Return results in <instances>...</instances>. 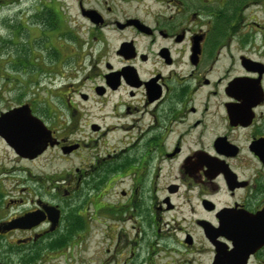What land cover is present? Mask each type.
I'll return each mask as SVG.
<instances>
[{
	"label": "flooded vegetation",
	"instance_id": "af4514ba",
	"mask_svg": "<svg viewBox=\"0 0 264 264\" xmlns=\"http://www.w3.org/2000/svg\"><path fill=\"white\" fill-rule=\"evenodd\" d=\"M108 12L109 20L101 14L99 24L83 18L95 30L109 31V60H102L106 56L102 48L91 61L90 73L95 68V78L100 80L95 96L117 99L113 118L119 123L108 130L109 135L122 137L121 147L108 154L109 169L92 175L109 177L107 196L115 182L131 179L132 186L105 202V193L95 188L96 193L87 192V196L80 189H65L63 199L70 206L75 207L76 201L82 206L76 217L67 213L72 226L62 220L65 211L62 215V207L50 200L48 187H20V196L13 197L22 199H9L8 207L19 202L29 209L1 219L0 238L16 239L18 246L38 252L56 237L64 243L67 234L73 233L81 247L91 238L92 221L107 214L103 239L116 243L110 249L111 259L103 264H197L203 257L204 264H264V62L238 47L236 56L232 42L224 40L222 27L195 32L193 24L199 22L201 11L181 19L128 15L110 6ZM101 65L105 73L98 68ZM32 80L28 79V86ZM77 94L81 102L89 101L88 95ZM34 95L0 111V118L27 107L42 120L34 111V104H41ZM72 97L68 106L77 113ZM48 128L57 144L36 158L19 155L1 134L0 143L13 161L25 166L49 149L67 156L83 148L84 143ZM97 129L91 125V131ZM72 147L76 149L69 152ZM165 168L173 180L160 189ZM20 171L32 172L15 166L4 173ZM148 184L153 190L149 196ZM182 191L192 217L167 218V213L179 209L173 198ZM50 207L59 210L56 226L49 217ZM26 214L36 215L32 222L37 224L29 229L8 228ZM170 225L174 226L169 229Z\"/></svg>",
	"mask_w": 264,
	"mask_h": 264
},
{
	"label": "rangeland",
	"instance_id": "374dc122",
	"mask_svg": "<svg viewBox=\"0 0 264 264\" xmlns=\"http://www.w3.org/2000/svg\"><path fill=\"white\" fill-rule=\"evenodd\" d=\"M79 4L85 10H96L107 20L109 6L128 15L160 14L161 18L166 19H181L201 11L199 22L193 24L195 32L204 31L210 26H216L218 30L222 27L224 40L232 42L231 48L236 56L240 55L238 47L264 62V0H178L175 3L172 0H0V111L17 104L19 100L29 101L36 93L41 104H34V111L44 123L59 130L61 136L68 135L71 141L84 143L83 148L74 155L65 156L58 149H49L39 160L26 166L25 163L13 161L10 151L0 143V220L29 209V205L21 206L19 202L8 207L9 199H22L16 198L20 196L17 193L20 187H37L41 184L48 187L50 200L62 207V215L65 211L62 220L68 226L74 225V221L67 219V213L69 217L75 216L82 206L78 201L75 207L70 206L63 199L65 189L72 192L80 189L86 196L89 195L87 192L94 195L96 191L100 194L108 191L109 177L92 175V172L109 169L107 161L110 150L121 147V134L109 135L108 130L119 123L117 118H113L117 99L114 101L109 95L105 98L95 96L94 87L99 86L100 80L95 78V68L90 73V66L95 53L101 52L102 48L106 52L102 60H109V31L95 30L93 24L81 16ZM98 68L105 73L104 65ZM92 73L93 76H89ZM30 77L33 82L28 86ZM79 91L89 96L88 102H81L77 96ZM70 97L78 107L77 113L68 106ZM91 125L98 128L97 132L91 131ZM15 166L32 172L4 173ZM166 169L162 173L161 186L158 185L160 189L173 180ZM89 175H92L88 179L90 181L85 184V178ZM130 181L115 182L111 193L108 196L105 193L103 202L114 201L117 192L132 186ZM92 188L96 191H92ZM145 191L149 196V192L153 191L152 186L148 184ZM160 194L161 197L165 196L164 191ZM186 199L183 191L174 197L173 202L180 206V210L167 213V218L176 216L178 221L191 218L190 206L184 204ZM103 216L107 218V214H103L89 225L92 228L91 238L81 247L77 246L79 240L73 237V233L67 234L64 243L56 237L38 252H29L25 246H18L16 239L0 238V264H103L108 257L111 259V247L116 243L103 239L107 224ZM185 225L182 224L183 227ZM173 226L170 225L169 229ZM177 258L186 260L188 257ZM197 262L204 264L206 257L198 258Z\"/></svg>",
	"mask_w": 264,
	"mask_h": 264
},
{
	"label": "water",
	"instance_id": "95a60500",
	"mask_svg": "<svg viewBox=\"0 0 264 264\" xmlns=\"http://www.w3.org/2000/svg\"><path fill=\"white\" fill-rule=\"evenodd\" d=\"M82 16L91 20L94 24H99L102 21L101 14L96 10H85L82 8ZM86 99L87 97L84 96ZM0 134L7 140V142L16 150L19 155L36 158L42 154L48 146H55L52 132L46 125L37 117L31 114L29 108L13 110L4 114L0 118ZM76 147L70 148L69 152L75 150ZM55 207H50L49 212L53 213L50 217L53 226L59 222V210ZM35 217L34 214H26L19 220L10 222L8 228H28L37 223L32 222ZM43 220V219H39Z\"/></svg>",
	"mask_w": 264,
	"mask_h": 264
}]
</instances>
